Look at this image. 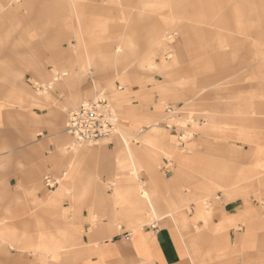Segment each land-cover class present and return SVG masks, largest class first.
Returning <instances> with one entry per match:
<instances>
[{
  "label": "rangeland",
  "instance_id": "obj_1",
  "mask_svg": "<svg viewBox=\"0 0 264 264\" xmlns=\"http://www.w3.org/2000/svg\"><path fill=\"white\" fill-rule=\"evenodd\" d=\"M194 1L185 0L177 7L174 0H107L96 6L93 0H23L25 13L0 7V214L9 215L0 218V251L6 248L47 253L50 249L45 244L64 246L66 241L60 236L48 233L53 217L50 212L69 202L71 192L85 179L93 188L109 190L123 178L117 175L103 181L100 173L85 172L94 166L96 172L108 167L109 154L103 149L109 139L99 144L78 143L67 132L70 112L91 99L106 98L118 115L112 139H119V148L125 154L128 145L143 152L137 169L127 160H119L116 165L118 172L132 173L130 178L137 182L139 195L147 184L141 181L145 169L164 176L169 165L173 171L184 170L191 186L200 183L201 187H212L215 198L222 193L227 199L240 196L264 205V155L257 152V148H264V74L248 68L258 52L264 51V0H231V8L227 5L228 11L221 10L215 17L218 26L205 31L188 30L183 32V38L180 35L169 39L170 49L180 60L176 62V72L157 66L162 63L161 56L148 58L156 46L152 40L155 26L147 18H155L159 30L172 32L183 18L197 17L199 8H194ZM184 5L185 12L181 8ZM77 14L85 22L86 36L92 38L87 48L94 51V63L82 54L85 47L75 48L72 36ZM223 39V44L228 45L220 51L216 44ZM119 44L124 46L125 55L118 57L115 47ZM28 61L36 63L37 71ZM197 63L203 65L197 69ZM71 75L74 80L68 84ZM226 75H231L233 86L222 95L224 106L209 105L204 98L206 91L196 94L209 78ZM169 88L182 93L167 94ZM44 91L52 93L49 101L38 97ZM52 108L61 111L58 119L28 125L31 119L45 117ZM133 111L151 120L136 119L139 126L131 129L129 122L135 117L129 115ZM209 117L213 121L207 129L210 133L205 130V119ZM254 117L261 119L257 126L251 124ZM156 122L168 135L167 126H176L182 132L192 126V132L182 135L183 139L204 137L218 148L198 155L167 142H148L145 135ZM242 132L253 135L254 143L239 138L244 136ZM39 157L45 159L43 165ZM248 170L254 173L246 174ZM48 174L57 180L52 189L45 186ZM61 184L68 187L66 194L56 204L47 202L43 208L41 198L50 196ZM86 195L82 193V197ZM150 196L155 207V194L150 192ZM210 198L201 196L200 201L208 205ZM7 200L19 206L25 205L23 201L30 202L31 207L23 209L24 215H29V224L22 227L21 221L16 222L22 219L24 207L1 208ZM193 201L198 203V197L190 192L185 212L191 211ZM140 212L146 216L144 224L162 215L146 207L135 211Z\"/></svg>",
  "mask_w": 264,
  "mask_h": 264
},
{
  "label": "crops",
  "instance_id": "obj_2",
  "mask_svg": "<svg viewBox=\"0 0 264 264\" xmlns=\"http://www.w3.org/2000/svg\"><path fill=\"white\" fill-rule=\"evenodd\" d=\"M93 1L94 5H92L96 6L95 3L99 1L102 3L107 0ZM24 2L23 0H8L5 4L0 3V7L1 9L7 8L8 11L17 10L25 13ZM174 2L177 7L185 4V0H174ZM230 2L231 0H225L224 4L222 0H198L197 3V0H195L194 8H199L197 17L183 18L176 23L177 28L172 32L159 30L156 19L148 17L147 22L155 26L152 40L153 45L157 47L153 48L148 58L151 59L152 55L161 56L162 63H158L157 66L167 70L172 69L173 72H176L178 69L176 68V62H180V60L178 54L176 56L174 50L170 49L169 39H177L180 35L183 38V32L188 30L205 31L212 26H218L215 17L221 10L228 11L227 5L231 8ZM224 6L226 7L224 8ZM184 7L185 5L181 6L183 11ZM224 12L223 14H225ZM198 14L200 17H198ZM142 21L145 20L142 19ZM72 38L75 42V48L85 47L86 50L82 54L86 56L89 63H92V61L94 63L91 58L94 51L87 48L92 38L86 36L85 22L80 14L76 15V29ZM224 41L223 39L218 45L216 44V48H219L220 51H222L220 48H226L228 45V43L223 44ZM176 45L178 47L179 42ZM59 46L61 45L59 44ZM165 50L166 52H164ZM115 53L118 57L125 55L124 46L117 45ZM165 54L167 57H165ZM34 58L36 57L34 56ZM166 58L169 61H165ZM181 62H183L182 58ZM28 64L33 70L37 71L34 61H30ZM202 65L197 63L196 68L198 69ZM248 66L251 70L255 68L264 74V51L258 52L256 61L250 62ZM230 76L209 78L205 81L200 92L196 94H203L206 91L207 96L204 98L206 101L209 100V105L211 104L214 107L224 106L225 101L222 95L225 96L233 86H231ZM67 79L68 84H70L74 80V76L71 75ZM250 86H252L251 82ZM169 89V91H166L167 94L173 96L182 93L178 89ZM38 97L40 100L49 101L53 96L52 93L44 91ZM138 111H133L132 115H129L135 117L134 121L129 122L131 129L139 126L140 121L136 119L151 120L148 115L141 117L139 114L136 116L140 112ZM255 111L257 112V110ZM252 112H254V109H252ZM59 115H61V111L52 108L45 117L31 119L28 125L51 123L53 120L58 119ZM251 120V124L254 125L259 124L257 122L261 121L260 118L256 117L251 118ZM205 121V130L210 133L207 129L211 127L210 124L213 121L210 117ZM248 124L252 126L250 122ZM153 125L155 127L145 135L148 142L152 141L157 144L167 142L169 145L176 146L184 151L192 150L198 155L218 148L213 146L214 141L206 140L204 137L183 139L182 135L189 136L192 132V126L184 132L176 126H167L168 135L167 132L160 129L161 127L157 122ZM220 135L230 138L232 136L230 133H220ZM242 135L244 136L239 135V138L254 143L253 135H246L243 132ZM262 137L264 141L263 134ZM112 138L113 136L103 149L109 154L107 158L108 167L102 170L99 168L96 172L94 171L96 166H94L86 169L85 172H88L89 175H92V173L99 175L100 173L103 176V181L117 175L123 177L118 180L116 187L109 190H105L100 186L99 188H93L94 185H88L89 183L85 179L79 184L80 186H77L75 191L71 192L69 202H66L64 206L58 205L57 211L50 212L53 217L50 218L52 221L48 223L50 224L48 233L53 234L55 238L60 236V239L66 241L64 246L45 244L44 247L50 249L47 253L21 252L6 248L4 250L3 248L0 251V262H2L0 264H264L263 203L254 202L252 199L240 196L227 199L222 193H217L215 198L214 193H211L212 190H210L212 187L209 186L208 188L207 185L201 187L200 183L191 186L188 183V178L183 173L184 170H181V173L179 170L173 171V168L168 167L169 165L164 169V176L158 172L151 173L152 170L148 172L145 169L146 173L143 174L141 181L147 182V188H145L146 186L143 187L142 191L144 193L141 191V195H139L137 182L135 183L130 178L132 173L127 171L118 172L116 165L119 160H127L129 164L137 169V163L140 164L144 158L143 152L136 151L135 148L128 145V153L125 154L119 148V139L113 140ZM255 138H257V135ZM251 149L253 148L251 147ZM257 152L264 155V148H257ZM219 155L222 154L219 153ZM44 162L45 159L40 160L39 157V163L43 165ZM261 165L264 166V162ZM245 173L251 174L254 171L248 170ZM46 176L53 178L50 174ZM180 176L182 179L179 178ZM83 188H85V191ZM66 190H68L66 184H61L53 190L50 196L41 198L43 200L40 202L43 204L42 207L45 208L47 202L56 204L66 194ZM149 191L155 194V207ZM84 192H87V195L82 197ZM190 192H195L198 203L193 201L190 204L191 211L185 212V203L190 200ZM208 195L211 198L207 200L209 201L208 205H205L200 201V197ZM22 204L25 205H14L13 200H7L3 202L1 208L19 209L24 207L21 211V214L23 213L22 219L16 222L21 221L22 227H25L24 224H29L30 219L29 215L28 217L24 215L26 211H23V209H29L31 205L29 201H23ZM32 207L34 206L32 205ZM143 207L153 208L154 212L156 209L162 215L153 223L144 224L146 222L145 214L135 213V211L143 210ZM66 209L68 210L67 213ZM42 212L46 215L45 211ZM42 212L39 213V216ZM70 213H72V216ZM27 214H29L28 210ZM3 216L9 217V215L0 214V218H3ZM10 222H13V220ZM62 230H64V233ZM61 235L63 236L61 237ZM22 245L24 246V244ZM25 245H28V243H25Z\"/></svg>",
  "mask_w": 264,
  "mask_h": 264
},
{
  "label": "built area",
  "instance_id": "obj_3",
  "mask_svg": "<svg viewBox=\"0 0 264 264\" xmlns=\"http://www.w3.org/2000/svg\"><path fill=\"white\" fill-rule=\"evenodd\" d=\"M118 122L119 117L108 100L97 98L84 101L72 110L66 129L78 143L99 144L113 136ZM45 182L50 189L57 184L51 176H46Z\"/></svg>",
  "mask_w": 264,
  "mask_h": 264
},
{
  "label": "bare ground",
  "instance_id": "obj_4",
  "mask_svg": "<svg viewBox=\"0 0 264 264\" xmlns=\"http://www.w3.org/2000/svg\"><path fill=\"white\" fill-rule=\"evenodd\" d=\"M153 209V208H152ZM154 211V210H153Z\"/></svg>",
  "mask_w": 264,
  "mask_h": 264
}]
</instances>
